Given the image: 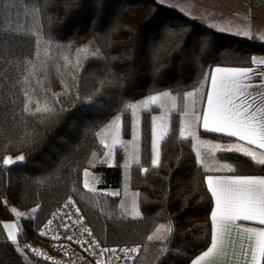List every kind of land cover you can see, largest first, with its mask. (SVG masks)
<instances>
[{
	"label": "trees",
	"instance_id": "16d2710c",
	"mask_svg": "<svg viewBox=\"0 0 264 264\" xmlns=\"http://www.w3.org/2000/svg\"><path fill=\"white\" fill-rule=\"evenodd\" d=\"M42 2L38 22L32 19L31 0H13L11 8H0V66L3 59L12 61L7 65L12 69L8 85L0 83V264H47L33 256L26 242L68 200L78 206L103 246L138 248L132 264H190L211 240L213 198L205 177L264 176V170L237 153L219 151L218 162L238 165L237 171L203 172L196 162V140L179 138L181 116L172 113L169 135L160 143V165L151 167V147L145 143L140 163L150 171L143 174L139 165L131 168L130 189L140 215L133 211L130 216L119 195L102 193L121 190L122 166L117 160L114 166L102 161L100 132L122 114L123 132L128 134L132 113L126 105L165 91L200 89L194 109L202 113L200 97L208 90L207 85L201 87L205 74L215 67H252V58L264 55V44L215 31L155 0ZM202 40L207 41L204 46ZM81 48L99 50V56L82 59L77 70L63 57L74 61ZM25 60L35 65L32 82L12 87L21 78L20 62ZM26 87L35 90L39 106L47 103L54 114L25 113ZM197 136L234 141L199 127ZM7 155L25 159L4 166ZM87 171L96 177L95 192L84 187ZM32 208L35 213L24 217ZM12 209L24 215L17 217ZM12 219L20 230L17 244L7 239L3 227ZM160 225H171V234L166 229L157 232Z\"/></svg>",
	"mask_w": 264,
	"mask_h": 264
},
{
	"label": "snow or ice",
	"instance_id": "6c2138e0",
	"mask_svg": "<svg viewBox=\"0 0 264 264\" xmlns=\"http://www.w3.org/2000/svg\"><path fill=\"white\" fill-rule=\"evenodd\" d=\"M31 2L33 3V7L31 8L32 19L38 22L41 18L43 2L42 0H31ZM12 3L13 0H0V8H3L5 5L11 8ZM159 3L163 5L165 4V0H159ZM217 30L221 33L231 31L230 28L225 27H219ZM234 34L250 37L251 30L247 28L240 29ZM206 43L207 41L202 40L201 46H204ZM49 44L52 45L54 42L49 41ZM98 56L99 50L89 52V49L81 48L76 50L74 61L70 60L68 56H64L63 59L66 63L72 64L74 68L79 70L82 59L98 58ZM20 63L23 65L22 73H18V76L21 78L17 79L12 87L18 84L28 85L34 77L33 70L35 65L32 60H25ZM252 63L264 65V58L253 57ZM9 64H12L11 60L3 59V66H0V73L4 74L0 76V83H4L5 85H8V73L12 71V69L7 67ZM254 72L260 77L258 82H251ZM204 85L208 86L209 91L206 95L200 97L206 105L202 113L197 114L194 110L196 103L195 97L199 94L200 89L187 92L181 98L183 100L191 99L193 107H189L187 104L183 107L182 115L184 119L180 122L178 129L179 138L182 140H198V127L206 132L236 138L237 143L227 148H221L219 144L213 145L212 147L221 152L237 153L245 157L253 168L264 170V92L258 91L260 88H264V71H256L253 68L216 67L212 74H205L204 84L201 87ZM252 89H257V91L253 92ZM22 91L25 97L23 108L25 113L28 115H36L37 113L54 114L55 109L47 103L39 106L40 101L36 98L34 89L26 87ZM167 98L172 99V110L175 111L177 108L175 102L177 98L172 97V94L168 91L149 95L139 105L130 103L126 105V110H130L135 114L141 108L145 111H151L152 108L150 106L163 108L164 104L162 101ZM33 103L38 105L35 109L30 107ZM155 119L154 117L153 121ZM119 123L120 117L112 121V124L117 126H119ZM151 134L153 136L151 140V167L155 168L160 165V141L168 137L169 132L167 129L158 132L154 123ZM113 143L116 144L119 141L114 137ZM105 146L107 147V145ZM195 155L198 167L205 173H235L237 171L238 165L220 164L216 159L214 151H208L206 154H203L199 147H195ZM24 159L23 156L15 160L8 157L3 160V165H13L18 162H23ZM133 159L140 166V171L143 174H147L150 171V168L143 167L138 158L134 156ZM84 175L87 177L89 174L85 172ZM205 181L206 187L214 200V208L210 215L213 231L210 247L197 257L193 264H201L206 258L222 254L224 246L229 243L233 226H236L237 221H251L257 222L259 225H264V176L209 174L205 177ZM84 187L90 192L96 191L95 188L89 187L87 179L84 181ZM115 195H119V193ZM132 207L134 214L139 216L140 213L136 211L135 201H133ZM11 211L17 217L24 215L23 213L17 212L16 209H12ZM33 211L35 212L36 210L34 209ZM77 212H79V209H77ZM51 224L52 221H49L47 225L49 229ZM3 227L8 229L7 239L13 244H17L16 225L4 224ZM237 227L240 233L247 234L246 238L249 242L248 248L244 251L245 264H264V227L252 228L242 225ZM64 228L65 231H68L67 225ZM161 229H166L169 234L172 232L171 225H160L157 232H160ZM85 231L91 236L90 229H85ZM41 234L46 233L42 232ZM65 238L68 240L73 239L70 235ZM52 239H60V237L54 235ZM148 239L153 240L154 236H149ZM76 242L80 243V241ZM95 246L98 248V243ZM33 251L35 250L33 249ZM103 251L115 250L103 249ZM121 251L125 252V254L128 252L138 253L139 249H122Z\"/></svg>",
	"mask_w": 264,
	"mask_h": 264
},
{
	"label": "rangeland",
	"instance_id": "374dc122",
	"mask_svg": "<svg viewBox=\"0 0 264 264\" xmlns=\"http://www.w3.org/2000/svg\"><path fill=\"white\" fill-rule=\"evenodd\" d=\"M159 3V0H155ZM160 4V3H159ZM162 5V4H161ZM163 6L171 9H175L178 12L186 15L187 17L203 23L207 27L218 31L219 27L230 28V32H225L226 34L237 36L240 38L254 40L258 43L264 44V0H165ZM215 26V27H213ZM250 29L251 36H238L234 33L240 29ZM219 32V31H218ZM264 56V55H263ZM257 57V56H256ZM260 57V56H258ZM192 90L185 91L183 93H173L172 97H176L177 108L175 111L172 110V99L167 98L162 101L164 104L163 108H156L155 106H150L151 111H145L142 108L137 110L135 114L132 112L131 126L128 134L123 132L122 128V114H117L114 116L101 130L100 132V141L105 147L104 154L102 156L103 162H110V159L118 161L122 166V187L120 191H103L104 194H109L113 196L116 193H119L120 196V205L123 211L132 216L133 214V201H135L134 193L130 189V173L131 168L134 165H137L135 156L141 161L142 153V139L144 128L147 130V137L151 138V129L155 123L157 131L161 129V125L165 123L166 127L169 128L170 115L172 113H179L181 116V121L184 117L182 115L183 107L187 104L189 107H193L192 100H183L181 99L185 93L191 92ZM147 97L134 102L135 104H140ZM196 103V108H197ZM195 107V105H194ZM195 110V109H194ZM196 112V110H195ZM117 117H120L119 126L112 124ZM156 118L153 121V118ZM168 124V126H167ZM111 125V127H109ZM147 127H146V126ZM168 130V129H167ZM116 138L119 143L114 144L113 138ZM153 139V136L151 140ZM150 140V147H151ZM162 141V140H161ZM160 141V143H161ZM225 142H218L215 140H196L195 147L200 149H208L209 151H214L215 154L220 150L214 149L212 146L219 144L221 148L224 147L222 144ZM107 145V147L105 146ZM120 149V151H118ZM22 155H7L5 158L11 157L14 160ZM4 158V159H5ZM22 163V162H18ZM15 163V164H18ZM116 163V162H115ZM89 174L87 177H83L84 181L87 179L89 182V187L95 188L97 185L96 177L91 171H87ZM97 191V190H96ZM35 208L29 209L24 217H29L33 213ZM36 210V209H35ZM19 212V211H17ZM8 224H17L16 219H12ZM19 228L16 225V236L19 233ZM8 231V229H7ZM97 240V239H96ZM99 241V240H97ZM71 247L72 251L68 253L65 259H61V253L53 249L52 241L49 238L40 236V234H35V236L26 242V245L30 252L36 258L43 260L47 264H116L115 260L112 258H107L108 255L105 254L107 259H98L93 262L87 261L85 259L84 253L82 252L81 247H77L75 252V247L71 242H67ZM105 247V246H104ZM33 249L35 251H33ZM109 249V248H106ZM131 254V253H130ZM52 261H49V260ZM83 263H80L78 261ZM100 261V262H99Z\"/></svg>",
	"mask_w": 264,
	"mask_h": 264
},
{
	"label": "built area",
	"instance_id": "2783aa9c",
	"mask_svg": "<svg viewBox=\"0 0 264 264\" xmlns=\"http://www.w3.org/2000/svg\"><path fill=\"white\" fill-rule=\"evenodd\" d=\"M67 205V207H65ZM78 206L68 200L63 203L52 215L49 221H52V224L47 227L48 222L38 231L40 236H44L46 238L51 239L53 249L57 252L61 253V259H65L66 255L72 251L71 247L67 242H71V244L75 247V252L77 251V247L82 248V252L84 253L85 259L87 261H96L98 259H107L112 258L115 260L116 264H132L135 256L134 252H125L121 250L115 251H103L106 249L99 241L96 240L95 237L89 236L85 229H88L87 220L81 215L80 209L77 212ZM70 217V218H69ZM68 226V231H65L64 226ZM42 232L46 234H41ZM54 235H58L60 239H52ZM72 236V240H68L65 237ZM76 241H80L77 243ZM87 241V243H85ZM98 243L99 247L97 248L95 245ZM83 245V246H82ZM131 253V254H130ZM106 255L107 258H106ZM49 261H52L51 259ZM78 261V260H77ZM83 263L81 261H78ZM100 262V261H99ZM97 264V263H96Z\"/></svg>",
	"mask_w": 264,
	"mask_h": 264
},
{
	"label": "crops",
	"instance_id": "0c3cea01",
	"mask_svg": "<svg viewBox=\"0 0 264 264\" xmlns=\"http://www.w3.org/2000/svg\"><path fill=\"white\" fill-rule=\"evenodd\" d=\"M257 58H264V56H260V57L257 56ZM215 68L212 69L211 74L213 73V70ZM221 68H232V67H221ZM250 68H253L256 71H264V65H260V64H254ZM259 79H260V77H258L255 74V72H254L252 74V81L251 82H258ZM208 91H209V89L207 90V92ZM252 91L255 92V91H257V89H252ZM258 91L264 92V88H260ZM205 107H206V105L204 104L203 111H204ZM164 124L165 123H163L161 125L160 131L168 129V127H166V125H164ZM167 126H168V124H167ZM147 130H148V127H147ZM147 130H145V128H144V131L142 133L143 134L142 145L145 144V143H150V140L152 138V136H151V138L149 140V138L147 137V134H148ZM201 130L203 132H206L202 128H201ZM206 133H211V132H206ZM211 134L221 135V134H218V133H211ZM229 138H232V137H229ZM232 139H234L233 142H225L222 145L224 147H229V146H231L233 144H236L237 143L236 138H232ZM239 143H243V142H239ZM250 147H254V146H250ZM115 162L116 161H114L113 159H110V162L108 161V162H105V163L108 164L109 166H114L116 164ZM212 175H220V174H212ZM252 176H262V175H252ZM108 191H111V190H108ZM213 208H214V200H213ZM213 208H212V210H213ZM241 225L244 226V227H252V228H262V227H264V225H259L257 222L237 221L236 222V226H233V230H232V233H231V237L229 239V243L224 246L223 253L222 254H217V255H215L213 257L206 258L204 261L201 262V264H245L244 251H245V249L248 248V243L249 242H248V240L246 238L247 234L239 232V228L237 226H241ZM17 227L19 228L18 225H17ZM212 231H213V225H212V221H211V235H212ZM210 244H211V240H210V243H209L208 247H210ZM208 247L203 252L207 251ZM202 253H200L198 256H196L190 262V264H193V262L197 259V257H199ZM249 258H250V252H249Z\"/></svg>",
	"mask_w": 264,
	"mask_h": 264
}]
</instances>
